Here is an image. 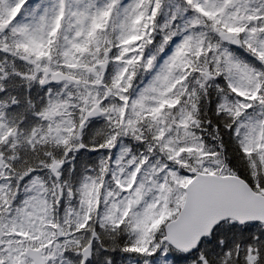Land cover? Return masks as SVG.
<instances>
[{
	"label": "snow or ice",
	"instance_id": "1",
	"mask_svg": "<svg viewBox=\"0 0 264 264\" xmlns=\"http://www.w3.org/2000/svg\"><path fill=\"white\" fill-rule=\"evenodd\" d=\"M0 264H264V0H0Z\"/></svg>",
	"mask_w": 264,
	"mask_h": 264
}]
</instances>
